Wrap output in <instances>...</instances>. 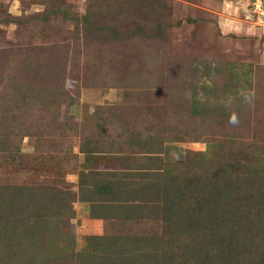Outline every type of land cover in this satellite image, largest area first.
<instances>
[{
    "label": "rangeland",
    "instance_id": "obj_1",
    "mask_svg": "<svg viewBox=\"0 0 264 264\" xmlns=\"http://www.w3.org/2000/svg\"><path fill=\"white\" fill-rule=\"evenodd\" d=\"M96 2L99 7L90 23L103 27L100 33L86 32L83 19L90 13L88 0H0V53L5 54L1 62L13 55L21 57L22 52L40 70L54 61L57 66L52 71H63L58 82L76 95L71 103L70 95L64 99L65 94H60L70 106L56 107L54 123L61 130L56 140L37 131L38 111L26 113L7 99L13 120L22 118L32 126L27 132L15 129L9 134L10 144L22 152L16 157L0 155V189L12 195L11 201L18 199L15 189L17 195L23 191L40 200L48 192L53 194L35 202L34 208L56 229L55 247L60 254L68 242L80 255L69 260L64 251L61 257L69 260L67 264L88 263L81 253L89 244L93 255L111 263L116 255L108 239L92 238L112 236L119 247L139 226L140 218L157 207L152 201L138 207L131 218L122 217L123 207L118 212L116 207L128 193H119L114 203L95 190L109 182L108 171L117 166L111 157L131 153L124 150L129 140L120 144L128 134L107 123L117 114L115 107L130 126L129 136H146L145 140L159 145L160 152V158H147L148 149L137 154L142 158L133 166L138 174L117 169L118 175L117 171L113 175L118 189L138 186L140 195L144 184L151 182L146 168L152 166H161L183 182L191 174L210 176L211 169L223 164L238 179L258 175L252 187L264 196V0H171V25L163 27L160 37L151 29L153 20L133 18L131 7L118 8L116 0ZM103 123L107 124L103 127ZM94 145L107 152L93 153ZM110 150L121 154L112 156ZM188 154L196 157L190 160ZM110 163L112 167H106ZM209 188L206 183L199 185L198 194L202 199L207 195L205 204H214ZM238 189L242 192L243 186ZM191 203V196L182 200L183 205ZM109 208L115 216L96 217L110 213ZM163 222L166 218L160 227L152 225L155 234L161 241L174 240L175 235L163 233ZM251 225L244 226V234L252 231ZM13 245L16 249L19 244ZM127 247L122 246L125 251ZM149 248L164 256L162 247ZM137 249L147 252L146 247ZM183 256L177 262L186 263ZM130 261L120 260L121 264ZM143 262L154 264V259L143 258Z\"/></svg>",
    "mask_w": 264,
    "mask_h": 264
},
{
    "label": "trees",
    "instance_id": "obj_2",
    "mask_svg": "<svg viewBox=\"0 0 264 264\" xmlns=\"http://www.w3.org/2000/svg\"><path fill=\"white\" fill-rule=\"evenodd\" d=\"M116 1L120 3L118 8L131 7L133 18H151L153 20L152 26L155 27L151 29L157 31L156 37L162 36L164 26L171 25L170 20L173 14L171 0ZM88 2L90 13L83 19L87 23L86 32L100 33L103 27H92L90 23L96 7L99 6L96 0H88ZM152 34L151 31L149 39L153 36ZM23 54L24 52H22V56ZM2 55L5 56V54L0 53V94L6 93L7 97L5 99L4 96L0 97L2 100H0V155L8 158L16 157V153L22 152L16 150L10 144L9 134L16 132L15 129L27 132L32 123L18 117H15L14 121L10 115L12 104H5L7 99H9V102L14 101V104H20L21 111L26 113L35 115L34 112L38 111L41 116L37 117L38 124H40L36 127L37 131L44 133L49 139L52 138L51 140H56L61 131L60 126L54 123L57 120L56 107L70 106L69 101L74 103L76 95L73 94V91L70 92L65 89L68 92L66 94L63 85L58 82L57 79L63 77V71L61 68L58 71H52L57 66L54 61H48V68L40 70L30 63L28 58L25 59L20 55H13L12 58L1 62ZM54 58L52 57L53 60ZM61 93L65 94L63 95L64 99H68L70 95L69 101L61 99ZM108 107L109 109L112 108ZM247 107L250 108L249 105ZM249 108L248 111H250ZM113 109L117 111V114L110 118L107 123H113L116 127L118 125L126 135L128 134V136H123L120 139V144L129 140L124 150L131 153L124 156H113V154L121 153L110 150L113 162L116 160L117 166L121 163L123 165L118 168L116 166L113 170L108 171L112 175L109 178L111 181L108 179V183L104 182L97 185L95 190L97 193L106 194L107 199L113 200L114 203H117L116 198L118 199L119 193H128L125 201L120 202L121 206L116 207L118 208L116 212L123 207V212L120 213L122 217L126 215V217L131 218L130 214H136L138 207L143 206L145 208L146 203L152 201L157 203V207L151 209L145 218H140V224L132 230L133 232L128 236L129 240L128 237L125 238L126 241L124 240L125 242H122L119 247H115L117 240L112 236L105 237V239H101L104 237L99 236L92 238L94 240L108 239L107 241L112 245L116 257L111 263H105L103 259L97 258V253L92 254L89 244L86 253H81L89 258L86 264H121L120 260L126 261L128 259L131 260L130 263L132 264H144L143 258H148L150 261L154 259V264H182L177 262L180 255H184L183 258H185L186 263L183 264H193L192 260L197 264H264V196L262 194L261 198L260 194L252 187L259 179L258 175H253L249 179H238L229 173L230 169L227 165L221 164V167L211 169L210 176L191 174L190 178L187 177L183 182H180L166 174L161 166H152L146 168L150 171L147 176L151 179V182L144 184L140 195L138 194V186L123 185L118 189V182L113 175L116 171L118 175L120 170L117 169H121L123 172L131 170L133 175L138 174L139 169L136 166L141 156L137 154L143 152L144 149H148L149 155L147 158H160V152H158L159 145L154 141L145 140L146 136H129L131 134L129 132L130 126L125 122V118L118 114L120 108L115 107ZM113 109L110 111L113 112ZM107 123L101 125L104 127ZM105 131L109 132L107 128ZM119 145L115 148L116 151L119 149ZM98 146L99 144L96 145V147ZM92 152L103 154L107 151L95 148L94 145ZM194 156V154H188L187 158L191 160ZM154 163L156 162L154 161ZM112 164H106V167L110 168ZM134 165L136 166L133 167ZM128 177L131 178L128 179L130 181L133 179L132 176ZM131 183L134 185V182L131 181ZM204 183L211 187L209 188L210 197L213 200L215 199L214 204H205L207 195L202 199L203 196L198 194L199 185ZM237 185L243 186L242 192L239 191ZM3 190L0 189V234H3L0 237V246L4 250L1 251L0 264H67L70 259L74 260V258L80 256L74 250L75 247L67 242L64 243L62 248L67 249L64 251L68 252L69 260L65 261L61 257L65 255V252L63 251L61 255L60 249L56 248V229L49 220L43 221L38 214L39 212H36L37 210L34 208L35 202L42 203V201L48 200L53 195L52 193L48 192V195L43 196L40 200L37 197L28 196L23 191H20L22 194L17 195L18 190L15 189L14 194L18 199L11 201L12 195H6ZM37 194L40 195L41 193L38 192ZM48 196L50 197L48 198ZM190 196L194 203L183 205L182 200L184 198L190 199ZM46 205L42 204L40 207L48 209ZM206 206L207 209H205ZM108 210L110 211L109 215L104 214V210L101 212L104 214L103 216L97 215L96 217L115 216L116 212L110 208ZM244 214L246 215L244 216ZM250 215L253 216L251 220L248 218ZM165 218L166 222H163L162 227L163 233L170 234V236L171 234L175 235L174 240L165 239L161 241L158 234L154 232L155 228H152V225L156 223L160 227L162 220ZM251 222H253L252 225ZM246 224L252 226V231L244 234ZM177 240L180 243L178 246L176 245ZM174 241L175 244H173ZM14 242L19 244L16 249H13ZM124 243L128 245L126 251L122 248ZM149 246L157 249L162 247L161 252L165 249L164 256L158 250L150 252ZM139 247H146L147 252L141 254L137 249Z\"/></svg>",
    "mask_w": 264,
    "mask_h": 264
}]
</instances>
